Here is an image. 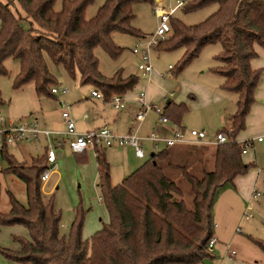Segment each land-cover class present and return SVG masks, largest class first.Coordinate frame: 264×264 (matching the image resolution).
<instances>
[{
  "label": "trees",
  "instance_id": "1",
  "mask_svg": "<svg viewBox=\"0 0 264 264\" xmlns=\"http://www.w3.org/2000/svg\"><path fill=\"white\" fill-rule=\"evenodd\" d=\"M55 1L0 0V74L7 73L4 60L12 57L20 64L14 86L32 81L36 93L53 94L50 85L56 79L49 70L48 57L70 75L78 72L81 81L91 83L105 100L112 93L131 89L137 75H123L118 70L105 77L94 49L100 45L117 55L121 47L112 39L114 31L143 36L131 25L132 4L137 0H104L88 18L85 10L94 0H62L58 10ZM183 1L180 7L184 12L211 4L216 7L193 24H184L172 15L173 35L162 47L185 46L179 71L205 44L220 42L222 49L214 57L217 63L212 69L223 75L224 89L237 93L236 109L218 130L228 139L214 144L212 165L208 167L201 159L179 162L172 156L175 145L163 146L113 184L104 148L94 147L97 185L109 220L85 238L82 211H77L69 233L61 234V213L52 198L43 197L41 174L46 154L32 158L28 166H19L4 147L1 155L7 169L23 180L26 201L10 192V207L5 213L0 211V222L22 223L29 231L28 239H20V250L5 251L9 256L23 264H172L194 263L209 255L211 206L217 188L255 166L244 161L245 152L234 137L246 126L262 72L261 67H252L251 59L258 54L257 46L264 48V0ZM186 109L184 101L171 99L163 106L170 121L182 127ZM185 144L196 143L176 145ZM256 242L264 250V241Z\"/></svg>",
  "mask_w": 264,
  "mask_h": 264
},
{
  "label": "rangeland",
  "instance_id": "2",
  "mask_svg": "<svg viewBox=\"0 0 264 264\" xmlns=\"http://www.w3.org/2000/svg\"><path fill=\"white\" fill-rule=\"evenodd\" d=\"M61 1L56 0L55 9L61 8ZM104 0H94L85 10L86 17H91ZM159 0H137L132 4L133 17L131 25L144 36L114 31L112 39L121 47L117 55H111L102 46L94 49L98 58V68L105 77L112 76L116 71L123 75H137L136 84L127 90L122 97L125 106L115 109L111 99L95 98L91 95L95 87L91 83H84L78 72L70 75L62 64L54 63L47 57L49 70L54 74L56 82L50 86H65V93H36L32 81L14 86L19 70V61L12 57L4 60L7 73L0 74V94L4 103L0 105L5 119L13 122H33L38 120L43 128L56 131L66 129L65 119L61 112L67 111L73 119L75 130L83 132L99 126H107L118 134L128 132V127L134 121L138 110L137 96L148 89V102L164 106L168 99L176 102L184 101L187 109L182 116V122L188 128L201 129L203 127L207 137H214L215 133L226 125L227 116L236 108L237 93L223 91L218 94L215 83L206 74H217L212 68L217 61L215 56L221 52L220 42L205 44L199 53L193 57L181 70H177L185 46L164 48L165 41L173 35V28L159 43L150 48V60L153 66L150 76L138 68L139 56L132 52V47L140 40L144 42L154 33L158 25L155 14V3ZM162 5L174 4L175 0H162ZM215 4L184 12L178 7L173 17L184 24H193L203 20L214 8ZM22 12V11H21ZM161 47V48H160ZM216 76H219L218 74ZM150 78V79H148ZM208 78V79H207ZM146 93V92H145ZM147 96V97H149ZM264 99H256L262 103ZM251 107V108H252ZM248 113L251 123L246 120V126L240 130L234 139L241 140L264 134L251 133L261 126L256 122L252 110ZM148 113V114H147ZM140 127V134L150 133V128L156 118L152 111L147 112ZM136 126V124L134 125ZM133 126V127H134ZM144 157L136 158L133 148L129 145L99 146L104 148L106 158L110 164V176L113 184L119 183L124 176L137 168L154 151L150 140L143 141ZM17 147L9 146L8 152L17 160L16 165L28 166L32 158L42 157L45 153L46 138L40 136L36 140H17ZM172 146V156L179 162L201 159L210 167L212 165V151L214 143H196ZM160 142L159 147H163ZM157 149V148H156ZM53 165L47 163L49 176L41 181V190L45 199L52 198L53 203L61 213L60 233L68 234L70 225L77 211L83 212L82 236L89 237L102 228L109 220V213L101 192L97 185V166L94 146H87L82 152H74L67 143L55 148ZM246 162H254L255 166L242 175L241 181L234 180V192L238 195L230 196L229 203L223 201V195L215 194L214 213L212 216L214 243L209 255L194 263L172 264H264V250L256 241H264V140L254 141L242 153ZM197 166L201 163L196 162ZM180 174V173H179ZM257 174V176H256ZM186 188L185 185H183ZM253 190L259 194L253 198ZM10 192L20 201H26L25 184L15 173L7 169V161L0 154V211L5 213L10 207ZM231 198H235L234 200ZM252 198V199H251ZM28 228L22 223L0 222V264H23L5 251L17 252L21 248L20 239H28ZM235 253L232 254L231 250Z\"/></svg>",
  "mask_w": 264,
  "mask_h": 264
},
{
  "label": "built area",
  "instance_id": "3",
  "mask_svg": "<svg viewBox=\"0 0 264 264\" xmlns=\"http://www.w3.org/2000/svg\"><path fill=\"white\" fill-rule=\"evenodd\" d=\"M162 0L157 1L154 7L156 16L158 17V25L153 34L142 42L138 40L132 47V52L138 54L139 63L138 68L143 73H149L152 70V63L150 60V48L157 44L160 38L164 37L171 29L170 18L175 10L180 7L184 1L175 0L174 4H168V6L162 5ZM51 92L53 93H65L67 88L65 86H51ZM91 95L96 98H101L102 93L98 90H92ZM109 98L114 108L121 109L125 106V101L122 94L112 93ZM137 101L140 105L139 110L135 114V120L141 121L144 119L146 113L153 110L157 114V118L160 122L171 123L172 131L168 135H161L156 132H150L147 136H142L136 130H130L125 134H118L107 126H99L94 129H88L83 132H77L73 119L69 113L65 110L61 112L66 122V129L62 131L50 130L43 128L39 125L37 120L33 122H13L10 119H5L1 113L0 107V150L4 147L17 145V140H36L40 136L46 138L45 154H46V168L41 174V179L46 180L49 176V170L47 163H54L56 155L55 148L63 146L67 143L71 150L74 152H82L87 146H111V145H129L133 148L134 155L136 157L144 156L143 140L144 138L150 140L154 146V150L159 149L160 142H163L164 146H172L176 144L184 143H220L226 141L228 138L223 131H217L212 138H208L203 129L197 128H185L179 126L170 121L168 116L163 112V107L154 103L148 102L145 92H140L137 96ZM264 140V134L251 136L245 138L239 142L241 145V151L246 152L247 147L254 141ZM258 194V192L256 193ZM215 238L212 236L208 241V247L211 249V245L214 243ZM231 253L234 254L235 250L232 249Z\"/></svg>",
  "mask_w": 264,
  "mask_h": 264
},
{
  "label": "crops",
  "instance_id": "4",
  "mask_svg": "<svg viewBox=\"0 0 264 264\" xmlns=\"http://www.w3.org/2000/svg\"><path fill=\"white\" fill-rule=\"evenodd\" d=\"M257 52H258V54H257V56H255L254 58H252L251 59V65H252V67H261L262 68V72H261V75H260V79H259V82H258V85H257V88H256V91H255V100L256 99H264V48L263 47H261V46H257ZM152 69H153V66H152ZM152 71V70H151ZM151 71L149 72V73H146V74H148V76H150V74H151ZM215 73H217V72H215ZM219 75V76H216V75ZM216 75L215 74H213V75H211V74H206L208 77H210L211 78V80L210 79H208L209 81H211L212 83H215L216 84V87L218 88V94L220 95V94H222L223 93V91H230V90H226V89H224L223 87H222V82H223V79H224V77H223V75H221L220 73H217ZM148 79H150V78H148ZM145 94H146V98L148 99V98H150V96H149V92H148V89H146L145 90ZM147 96H149V97H147ZM221 96V95H220ZM94 97V96H93ZM96 98V97H95ZM149 100V99H148ZM150 101V100H149ZM255 102V101H254ZM253 102V103H254ZM137 104H138V110H139V108H140V105H139V103H138V101H137ZM253 105V104H252ZM256 105V107L254 108V107H252L251 108V110H252V114H251V116L254 114V118H255V120H256V122H258L259 123V125L261 126L260 128H258V130H254V131H251V133H259V132H264V101L262 102V103H256L255 104ZM116 109V108H115ZM236 109V108H235ZM119 110V109H118ZM137 110V111H138ZM150 111H152V110H150ZM150 111H148V112H150ZM154 112V111H153ZM155 113V112H154ZM136 114V113H135ZM148 114V113H147ZM147 114L145 115V117H144V119L143 120H141V121H136L135 120V116H134V121H132L131 122V124L129 125V127H128V131H130V130H136L138 133H139V131H140V127H141V124H142V122L145 120V118H146V116H147ZM62 115V114H61ZM155 115H156V118H155V120L153 121V123H152V126H151V128H150V131L149 132H156V133H158V134H161V135H168V134H170L171 133V131H172V124L171 123H163V122H160L159 120H158V118H157V114L155 113ZM63 117V116H62ZM247 119H248V121H249V123H251L252 121H251V118L249 117L248 118V115H247ZM246 119V120H247ZM38 121V120H37ZM136 124V126H134ZM182 125L185 127V128H188L189 126H188V124H185V123H183L182 122ZM134 126V127H133ZM201 129H203V130H205L203 127H201ZM140 134V133H139ZM149 133H147V134H141L142 136H147ZM260 135V134H259ZM206 136H208V135H206ZM253 136V135H252ZM208 138H210V137H208ZM144 139H146V138H144ZM148 140V139H147ZM12 146H14V147H17L18 145H12ZM246 153V152H245ZM0 154H1V152H0ZM136 157V156H135ZM144 157V156H143ZM136 158H140V157H136ZM54 163H51V165H53ZM96 166H97V164H96ZM245 174V173H244ZM244 174H241V175H237L235 178H234V180L236 179V182L237 181H241V183H242V175H244ZM256 176H257V174H256ZM259 176V175H258ZM257 176V177H258ZM234 180H233V182H226V183H224V184H222L221 186H219L218 188H217V190H216V192H215V194H217V192H218V195H219V193H220V195H223V197H224V199H223V201H226L227 200V202L229 203V198H230V196H234V195H238L239 194V192H234L233 191V187L231 186V184L230 183H232L235 187H236V185H235V183H234ZM257 193V192H256ZM255 193V191L253 190V193L251 194V196L253 197V198H255L258 194H259V192H258V194H256ZM214 198H215V195H214ZM231 199H235V198H231ZM252 199V198H251ZM214 209H216L215 208V206H214V199H213V203H212V206H211V213H212V216H213V211H214ZM213 219V218H212Z\"/></svg>",
  "mask_w": 264,
  "mask_h": 264
},
{
  "label": "water",
  "instance_id": "5",
  "mask_svg": "<svg viewBox=\"0 0 264 264\" xmlns=\"http://www.w3.org/2000/svg\"><path fill=\"white\" fill-rule=\"evenodd\" d=\"M151 153H152V152H151ZM151 153H150V154H151Z\"/></svg>",
  "mask_w": 264,
  "mask_h": 264
}]
</instances>
